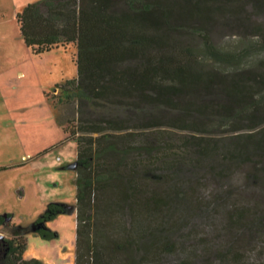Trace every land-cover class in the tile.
I'll return each mask as SVG.
<instances>
[{"label": "trees", "instance_id": "1", "mask_svg": "<svg viewBox=\"0 0 264 264\" xmlns=\"http://www.w3.org/2000/svg\"><path fill=\"white\" fill-rule=\"evenodd\" d=\"M261 16L264 0H42L18 15L33 54L76 46L78 78L68 84L78 90L80 117L68 132L101 135L95 148L77 140L76 264H159L169 247H180L169 234L203 210L200 226L209 233L195 239L180 264L217 256L219 264H246V253L216 233L236 237L245 226L264 224V196L244 186L226 189L216 199L236 203L225 215L201 187L227 181L240 167L249 170L242 180L264 182ZM225 28L247 35L222 45L214 37ZM97 107L123 111L93 118ZM99 193L94 207L109 214L111 229L104 237L121 231L107 258L83 252L80 238ZM63 212L50 205L34 223L36 233L52 239L43 225ZM18 231L0 237V264H42L24 260L27 239ZM120 251L129 257L118 259Z\"/></svg>", "mask_w": 264, "mask_h": 264}, {"label": "rangeland", "instance_id": "2", "mask_svg": "<svg viewBox=\"0 0 264 264\" xmlns=\"http://www.w3.org/2000/svg\"><path fill=\"white\" fill-rule=\"evenodd\" d=\"M40 1L0 0V218H5L0 226V237L10 238L18 230L24 234L27 247L23 258L26 261L76 264L77 140L80 139L85 147L91 142L95 148L101 135L79 131L71 136L68 132L77 129L80 117L78 90L68 84L78 78L76 46H59L51 52L35 55L21 36L18 15L29 4ZM260 21L264 23V16ZM217 33L215 41L222 45L237 44L247 35L244 30L234 28L220 29ZM121 111L97 107L92 117L109 112L119 115ZM136 136L139 137L133 134L131 140L136 141ZM248 172L247 167H240L236 174L234 169L230 171L232 176L225 182L204 181L201 192L208 195L206 199L214 198L215 206H221L219 211L226 215L236 203V198L232 200V197L226 203L216 199L223 196L226 189L244 186L250 194L264 196V182L242 180ZM97 195L80 238L83 252L93 256L98 250L107 258L109 253L115 254L112 242L121 231L114 227V239L104 237L105 228H109L106 220L109 214L105 216L101 209L94 207L101 204V193ZM50 205L61 206L64 212L44 223V229L54 235L48 240L36 233L34 223ZM203 211L191 213V217L178 223L168 238L180 247H169V252L161 255L159 264H180L201 235L209 233L200 226L206 215ZM237 231L236 237L225 229L216 234L222 236V240L227 238L236 250L245 252L246 264H264V224L245 226ZM120 252L118 259L124 261L129 257L128 251ZM218 258L203 264H219L214 260Z\"/></svg>", "mask_w": 264, "mask_h": 264}, {"label": "crops", "instance_id": "3", "mask_svg": "<svg viewBox=\"0 0 264 264\" xmlns=\"http://www.w3.org/2000/svg\"><path fill=\"white\" fill-rule=\"evenodd\" d=\"M1 233V232H0Z\"/></svg>", "mask_w": 264, "mask_h": 264}]
</instances>
